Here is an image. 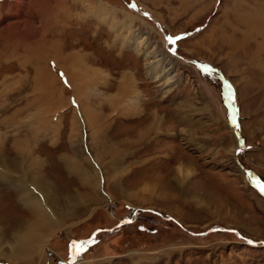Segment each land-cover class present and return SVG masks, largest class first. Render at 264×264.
<instances>
[{"label": "rangeland", "instance_id": "rangeland-1", "mask_svg": "<svg viewBox=\"0 0 264 264\" xmlns=\"http://www.w3.org/2000/svg\"><path fill=\"white\" fill-rule=\"evenodd\" d=\"M0 3V264H264V0Z\"/></svg>", "mask_w": 264, "mask_h": 264}, {"label": "crops", "instance_id": "crops-1", "mask_svg": "<svg viewBox=\"0 0 264 264\" xmlns=\"http://www.w3.org/2000/svg\"><path fill=\"white\" fill-rule=\"evenodd\" d=\"M2 1L3 0H0V2H2ZM6 17H8V14H6ZM1 20L2 19L0 18V21ZM116 33H117V31H116ZM261 45H262V42H261L260 45L254 47V48H251L252 50H251L250 53L253 56H257V55L262 56L261 54L264 51V45L263 46H261ZM58 47H56V48L58 49ZM257 47L259 48L258 50L256 49ZM72 59L73 58H70V60H72ZM261 61H264V60H261ZM255 66H256L257 69H259L261 71H264V64H262L260 67L258 65H255ZM61 76H62L61 73L58 72L57 77H58L59 80H62L61 79ZM87 115H88L87 117H88V119L90 121V124H91V121H92V123H96L94 121V118H96V119H102L101 118L102 115L101 114H98V113H96V116H93V117H91V114L89 115L87 113ZM121 116H122V114H121ZM124 116H126V115H124ZM46 125H48V122H47ZM93 126L94 125H92L91 127H93ZM72 167L75 168L76 166H72ZM12 192H14V190H12L10 188L7 191L8 194L9 193H12ZM8 196L11 197V195H8ZM13 196H14L13 197V200H16V197H15L16 195H13ZM7 200H1V206H2V208H4L2 210V213L3 212L4 213H6V212H9V213L12 212V214H15L14 212H16V210L14 208L11 210L10 208H7L6 207L7 205L6 206L3 205L5 203H7V204L9 203ZM2 202H3V204H2ZM17 202H18V200H16V203ZM34 205L36 206V204H34ZM35 206H30V210L31 211H26V212H28V215H25V219H23L21 221H18L19 220L18 219L15 222H13L12 225H10V229L14 233L21 232L20 233L21 236H24L25 234L27 235V240L25 239L26 240V244H24V245L27 246V247H29V248H30V246H34L35 243L39 245L41 242H43L44 237L47 236L50 233V230H52L53 227H56L62 221H65V219H67V220H73L74 219V216H75V214H70V213H67V215L66 214H63V213H59L58 216H60V217L61 216H67V217L65 219L58 220V218L54 215L53 212H48V211L46 212L43 209V207L40 208V206H38V208L36 209ZM17 208H18V206H17ZM25 208L26 207H24V208L20 207V210H25ZM81 210H83V209H81ZM22 216L24 217V215H22ZM47 222H48V224H47ZM54 222H55V225H54ZM2 244H5V243H2ZM20 245H22V242H20L19 246ZM0 247H1V245H0ZM12 252H13V254H15L16 250H12ZM41 253H42V250L40 249V251H39V253L37 255L40 256ZM0 255H3L1 253V251H0ZM37 255H33V256H37ZM10 260H12V259H10ZM17 260L18 259H15V261H17Z\"/></svg>", "mask_w": 264, "mask_h": 264}, {"label": "bare ground", "instance_id": "bare-ground-1", "mask_svg": "<svg viewBox=\"0 0 264 264\" xmlns=\"http://www.w3.org/2000/svg\"><path fill=\"white\" fill-rule=\"evenodd\" d=\"M6 5V3H4V6ZM19 6V5H18ZM20 6H21V4H20ZM19 6V7H20ZM22 7V6H21ZM19 9V8H18ZM21 9V8H20ZM19 9V10H20ZM0 10H3L4 11V9H3V6H2V3H0ZM16 16H17V18L19 17V16H21V15H19V11H16V14H15ZM67 75L69 76V78H73L74 76H72V74L67 70ZM5 168V167H4ZM44 184V183H43ZM43 186V185H42ZM47 186V185H46ZM47 191V190H46ZM51 191V190H50ZM49 194H51V192L49 193ZM48 194V195H49ZM47 196V195H46ZM54 196H55V194H54ZM50 197H52V196H50ZM56 197V196H55ZM55 201H57V200H55ZM51 202V201H50ZM52 203H55V202H52ZM67 215V214H66ZM62 217V216H61ZM37 235V234H36ZM0 245H2V244H0ZM33 248H34V246H31V249H30V251H32L33 250Z\"/></svg>", "mask_w": 264, "mask_h": 264}, {"label": "snow or ice", "instance_id": "snow-or-ice-1", "mask_svg": "<svg viewBox=\"0 0 264 264\" xmlns=\"http://www.w3.org/2000/svg\"><path fill=\"white\" fill-rule=\"evenodd\" d=\"M259 191H261V193H264V185H260L259 187ZM251 243V242H250Z\"/></svg>", "mask_w": 264, "mask_h": 264}]
</instances>
